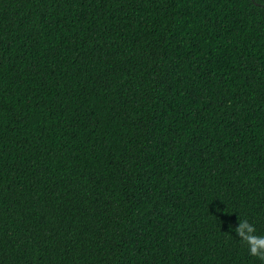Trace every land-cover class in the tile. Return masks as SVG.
<instances>
[{"label": "trees", "instance_id": "16d2710c", "mask_svg": "<svg viewBox=\"0 0 264 264\" xmlns=\"http://www.w3.org/2000/svg\"><path fill=\"white\" fill-rule=\"evenodd\" d=\"M260 0H0V264H264Z\"/></svg>", "mask_w": 264, "mask_h": 264}, {"label": "clouds", "instance_id": "9594fccd", "mask_svg": "<svg viewBox=\"0 0 264 264\" xmlns=\"http://www.w3.org/2000/svg\"><path fill=\"white\" fill-rule=\"evenodd\" d=\"M264 5V0H260ZM235 236L247 245L249 255L264 261V234H258L254 224L247 219L238 221L233 229Z\"/></svg>", "mask_w": 264, "mask_h": 264}]
</instances>
